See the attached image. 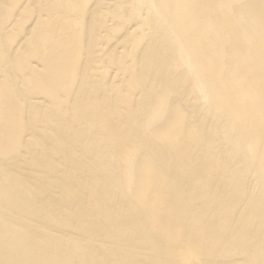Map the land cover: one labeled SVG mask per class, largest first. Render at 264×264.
<instances>
[{"label": "bare ground", "instance_id": "obj_1", "mask_svg": "<svg viewBox=\"0 0 264 264\" xmlns=\"http://www.w3.org/2000/svg\"><path fill=\"white\" fill-rule=\"evenodd\" d=\"M219 1L0 0V264H264V191L253 187L263 177L227 169L225 149L183 153L188 126L180 115L168 125L192 88L187 68L228 107L210 109L198 89L201 116L264 100V47L261 59L250 49L264 43V19L218 35L230 16ZM243 2L264 15V0L234 5ZM170 33L185 42L172 46ZM226 37L235 58L211 60ZM230 64L253 68L247 95L229 93ZM255 109L231 119L246 154L264 160V107Z\"/></svg>", "mask_w": 264, "mask_h": 264}, {"label": "water", "instance_id": "obj_2", "mask_svg": "<svg viewBox=\"0 0 264 264\" xmlns=\"http://www.w3.org/2000/svg\"><path fill=\"white\" fill-rule=\"evenodd\" d=\"M156 2V1H155ZM220 4H224L225 6V10L229 12V20L225 23H223L222 25H217L214 27L215 33L218 35H223V32H219L220 29L225 31V33H229L230 31V35L231 33L234 31L237 32L238 34H245L248 31H250L249 29L253 26H255L256 24H258L260 21H262L264 19V15H262L261 13L258 12H248L247 10H245V6L246 4L243 2L241 4V6H239L238 8L234 5L235 2H237V0H220L219 1ZM239 5H240V1H239ZM155 6H157V8H160L158 4L155 3ZM237 9H239V11H236ZM161 20V17L156 18V22H155V26H157L159 24ZM170 34H166L167 43H171L172 46H176V44L178 43V41L176 40L177 38L182 40V43L185 42V39L183 37H171ZM229 37L226 38H222V39H218V47H216L219 50H224L225 54H221L219 50H214L212 53L209 54L208 51H203L204 53H208L211 57V60H221V62L223 63V59H225V55L228 57H233V53L234 51L232 50V48L230 47L229 44ZM231 41H233V39H231ZM254 42H252L250 44V49H251V53L252 54H258L260 57V59L262 58V56L260 54H263V47H264V43H260V42H256V37L255 40L253 38ZM235 46V41H233L232 43ZM185 51V50H184ZM179 53L181 52L183 55V59L184 60H188L190 61L189 63L191 65H193V60H192V55L190 53V51H185V53L183 54V50L179 49L178 51ZM229 57V58H230ZM182 59V60H183ZM182 60L180 58H178L177 60V64L180 65V67H183L185 65H183ZM235 60V59H234ZM236 61V60H235ZM221 64V63H220ZM260 71L261 68L262 71H264V65L260 66ZM253 68L249 67V65H245V66H237L234 67L233 64H230V66L225 69V71H222L225 74H233V76L238 77V79H233L232 77H230L232 83L230 86V92L229 93H237L238 88H240V93H243L245 90L247 91L246 87L242 85V80L243 78H248V79H253L255 78V74H253L252 71ZM186 77H183L184 80L185 78L191 79L193 81L192 83V88L190 87L189 91L184 94L183 96H181L180 98H176L177 101L174 104V106H177V110H175V112L173 113L174 116L172 118H169L168 120V125L170 127V124H172L171 122L174 121V119L176 118V116L180 115L181 117V121L180 124H186L188 126V131L185 134L180 135V139L184 140L186 145H191V147L193 148H183V150L185 152L183 153H187V152H192L194 148H205V147H213L215 149H220L221 151L223 149L229 151V155H227V159H225L224 156V160H226V164H227V169L228 167H235V163H237V166H240L241 164H246V165H242V170L244 172V174L249 178V179H253L255 178V174L256 175H260L263 177L262 181H257L253 187L255 189V191H264V176L263 174L257 170L255 172H251V168H249L251 165L249 164H254L253 162H256V160H260L263 161V158H261L262 156H260L259 159H255L252 156H249L246 154L247 149L249 147V141H246L244 138H241L242 135H240V132L243 131V127H241L238 123L233 122V120L231 119L233 118H237L239 117V119H243L244 115H249V113H251V116L254 117L257 115V113H252V112H257V110L255 109V107H264V100H261L260 98H262V95H258L259 99H249V98H238L235 99L234 104L235 106H237V104L240 103L239 100H241V104L240 107L242 108H247L251 111L246 112V113H241L238 116L234 115L231 117V115H226L227 112H225L228 107L227 104L224 101H219L217 102L215 99V96L211 93V91L207 88V86L205 85V82L201 81V78L199 79V76L195 73L191 74L188 71V68L186 69V71L184 72ZM219 78H221V75H218ZM242 77V78H241ZM259 83V82H258ZM177 88V92L182 91V90H186V87L184 89H182V85H178ZM202 91V93L205 95V99L208 102V104H210V109H215V102H217V106L218 107H224L225 111L224 112H218V113H211L210 115H206L205 116H201V113L203 112V110H199L196 112H193L192 108L195 109L194 107L199 106L198 102L200 100V98L198 95L194 96V92H198L199 94H201V92L199 90ZM250 93V92H249ZM245 95L248 94V92H244ZM259 94V93H257ZM237 94H235L236 96ZM144 97V95H143ZM142 97V99H143ZM140 99V100H142ZM155 102V101H154ZM156 103V102H155ZM261 105V106H260ZM242 108V109H243ZM254 109V110H253ZM205 113V112H204ZM225 113V115H224ZM186 114V115H185ZM184 115V116H183ZM110 118L107 117L105 118V121ZM152 118V117H151ZM233 122V124H232ZM232 124V127H231ZM178 125V124H177ZM231 128V129H230ZM249 128V127H248ZM170 129V128H169ZM228 129V130H226ZM197 139V140H195ZM194 140V142H192ZM190 143H193L190 144ZM154 148H157V146L159 145H153ZM152 146V147H153ZM258 148V144H251V148L250 149H254L256 150ZM138 153L140 154L142 151V147L138 146L137 149ZM170 154L168 153L167 156H169ZM253 158L252 159H248L249 157ZM222 157V156H221ZM218 159H220L219 157H217ZM252 161V162H251ZM225 162V161H224ZM228 162V163H227ZM262 163V165H263ZM255 165V164H254ZM224 169L222 170V172H225L226 174L228 173V170ZM177 172V171H176ZM210 173V170H207L206 174ZM128 175V174H127ZM181 183L178 185L180 186ZM172 186V185H170ZM182 186V185H181ZM195 189L197 188L196 186H194ZM171 188V187H169ZM189 189L194 190L193 187H190ZM258 196V200L261 201L264 200V192L262 194L259 195V193H257ZM232 264V263H229Z\"/></svg>", "mask_w": 264, "mask_h": 264}, {"label": "rangeland", "instance_id": "obj_3", "mask_svg": "<svg viewBox=\"0 0 264 264\" xmlns=\"http://www.w3.org/2000/svg\"><path fill=\"white\" fill-rule=\"evenodd\" d=\"M31 1V0H30ZM112 22V21H111ZM111 23H109L110 25ZM110 46H112L114 49H116L117 51H121L122 50V47L121 45L118 44V40H115V41H111L109 43Z\"/></svg>", "mask_w": 264, "mask_h": 264}]
</instances>
